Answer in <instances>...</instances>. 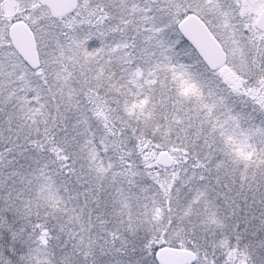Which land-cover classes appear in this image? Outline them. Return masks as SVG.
<instances>
[{
    "label": "snow or ice",
    "instance_id": "snow-or-ice-1",
    "mask_svg": "<svg viewBox=\"0 0 264 264\" xmlns=\"http://www.w3.org/2000/svg\"><path fill=\"white\" fill-rule=\"evenodd\" d=\"M0 264H264V0H0Z\"/></svg>",
    "mask_w": 264,
    "mask_h": 264
}]
</instances>
